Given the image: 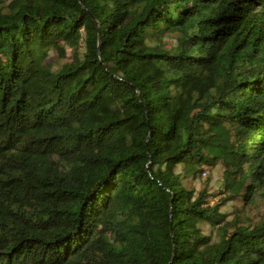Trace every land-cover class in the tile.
I'll list each match as a JSON object with an SVG mask.
<instances>
[{"label":"trees","instance_id":"16d2710c","mask_svg":"<svg viewBox=\"0 0 264 264\" xmlns=\"http://www.w3.org/2000/svg\"><path fill=\"white\" fill-rule=\"evenodd\" d=\"M257 193L264 0H0V264H264Z\"/></svg>","mask_w":264,"mask_h":264},{"label":"rangeland","instance_id":"374dc122","mask_svg":"<svg viewBox=\"0 0 264 264\" xmlns=\"http://www.w3.org/2000/svg\"><path fill=\"white\" fill-rule=\"evenodd\" d=\"M166 43L168 44L166 49H169L171 45H173L174 38L167 36L166 37ZM80 52H83V48L80 49ZM49 55L52 56L53 53L49 52ZM176 172L180 171V166L176 167ZM205 175H201L199 179L194 181L193 185L196 188V190H199L203 187H207L209 190V194L212 196L216 192L221 190V185L223 183V169L220 166H216L212 169L204 168ZM208 181V184L205 185V182ZM213 202V206L218 204L220 200L223 198L221 196L216 197H210ZM215 204V205H214ZM241 210L240 203H236L234 201H230L226 203L225 206L221 207L219 209L220 213H226V214H232L235 210ZM242 215L249 220L250 223L256 222L259 218L264 216V199L262 198V195L260 193H257L254 195V200L250 203L249 206H247L244 210H242ZM232 217H229L228 220H230ZM201 228L203 230V233L206 235H211L213 238L217 235L218 230L216 227H211L206 224H201Z\"/></svg>","mask_w":264,"mask_h":264},{"label":"built area","instance_id":"2783aa9c","mask_svg":"<svg viewBox=\"0 0 264 264\" xmlns=\"http://www.w3.org/2000/svg\"><path fill=\"white\" fill-rule=\"evenodd\" d=\"M203 175H205V174H203ZM208 204H209V205H212L213 202H212L211 200H209V201H208Z\"/></svg>","mask_w":264,"mask_h":264},{"label":"water","instance_id":"95a60500","mask_svg":"<svg viewBox=\"0 0 264 264\" xmlns=\"http://www.w3.org/2000/svg\"><path fill=\"white\" fill-rule=\"evenodd\" d=\"M99 35V34H98ZM98 43H99V39H98Z\"/></svg>","mask_w":264,"mask_h":264}]
</instances>
